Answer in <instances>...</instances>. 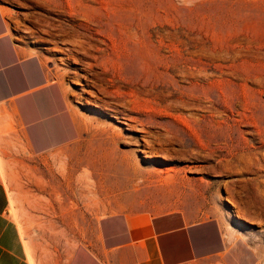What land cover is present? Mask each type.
Wrapping results in <instances>:
<instances>
[{
  "label": "rangeland",
  "instance_id": "1",
  "mask_svg": "<svg viewBox=\"0 0 264 264\" xmlns=\"http://www.w3.org/2000/svg\"><path fill=\"white\" fill-rule=\"evenodd\" d=\"M0 8L80 128L66 146L0 159L28 264H63L104 213L170 209L216 217L264 264V0Z\"/></svg>",
  "mask_w": 264,
  "mask_h": 264
},
{
  "label": "crops",
  "instance_id": "2",
  "mask_svg": "<svg viewBox=\"0 0 264 264\" xmlns=\"http://www.w3.org/2000/svg\"><path fill=\"white\" fill-rule=\"evenodd\" d=\"M78 122L41 59L19 47L0 8V159L23 146L33 155L75 142ZM63 264H262L249 243L214 216L181 209L100 215ZM0 264H28L9 194L0 180Z\"/></svg>",
  "mask_w": 264,
  "mask_h": 264
},
{
  "label": "bare ground",
  "instance_id": "3",
  "mask_svg": "<svg viewBox=\"0 0 264 264\" xmlns=\"http://www.w3.org/2000/svg\"><path fill=\"white\" fill-rule=\"evenodd\" d=\"M181 73H182V72H181ZM192 73H193V76H194V71H193ZM192 73H191V74H192ZM196 73H197V71H196ZM201 73H202V72H201ZM201 73H200V75H201ZM206 74H207V73H206ZM183 75H185V74L183 73ZM194 78H195V77H194ZM243 80H244V79H243ZM210 85H211V84H210ZM194 93H195V92H194ZM134 95H135V94H134ZM193 95H194V94H193ZM131 96H133V92H132V95H131ZM130 101L132 102V100H130ZM128 102H129V100H128ZM133 103H134V102H133ZM130 104H131V103H130ZM209 105H210V104H209ZM254 106H255V105H254ZM209 107H210V106H209ZM213 107H214V106H213ZM243 107H244V106H243ZM251 107H252V105H251ZM193 108H194V106H193ZM195 109H196V108H195ZM214 109H215V107H214ZM252 109H253V108H252ZM254 109H255V108H254ZM141 110H142V109H141ZM141 110H140V111H141ZM196 110H197V109H196ZM211 110H213V109H211ZM204 111H205V110H204ZM207 111H209V110L207 109ZM210 113H211V111H210ZM210 113H209V114H210ZM209 114H208V115H209ZM204 116H205V115H204ZM204 116H203V117H204ZM201 117H202V116H201ZM205 117H206V116H205ZM205 117H204V118H205ZM213 117H214V114H213ZM238 117H239V115H238ZM244 117H245V115H244ZM204 120H205V119H204ZM215 120H216V119H215ZM238 120H239V119H238ZM241 120H242V118H241ZM206 121H207V119H206ZM216 121H217V120H216ZM221 121H223V120H221ZM218 122H219V121H218ZM214 123H216V122H214ZM250 123H251V122H250ZM253 123H254V121H253ZM207 124H208V123H207ZM216 124H217V123H216ZM260 125H261V124H260ZM217 126H218V125H217ZM221 126H222V125H221ZM213 128H214V127H213ZM217 128L219 129V127H217ZM228 130H229V129H228ZM228 130H227V131H228ZM263 130H264V129H263ZM263 132H264V131H263ZM259 133H260V132H259ZM230 135H231V134H230ZM261 135H262V134H261ZM258 136H259V134H258ZM261 137H262V136H261ZM226 138H227V137H226ZM261 140H262V139H261ZM263 140H264V139H263ZM251 147H252V146H251ZM30 259H31V258H30ZM263 259H264V255H263ZM29 263H30V262H29Z\"/></svg>",
  "mask_w": 264,
  "mask_h": 264
}]
</instances>
